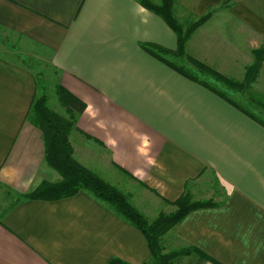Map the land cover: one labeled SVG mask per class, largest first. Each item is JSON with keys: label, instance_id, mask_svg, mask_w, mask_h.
Listing matches in <instances>:
<instances>
[{"label": "crops", "instance_id": "0c3cea01", "mask_svg": "<svg viewBox=\"0 0 264 264\" xmlns=\"http://www.w3.org/2000/svg\"><path fill=\"white\" fill-rule=\"evenodd\" d=\"M173 2L182 24L205 18L187 55L264 83V0ZM0 39V264H153L144 235L90 194L21 197L61 179L29 118L43 68L85 105L68 136L74 161L148 222L185 193L212 203L160 239L169 264H264V128L145 52L176 51L159 16L137 0H0Z\"/></svg>", "mask_w": 264, "mask_h": 264}, {"label": "trees", "instance_id": "16d2710c", "mask_svg": "<svg viewBox=\"0 0 264 264\" xmlns=\"http://www.w3.org/2000/svg\"><path fill=\"white\" fill-rule=\"evenodd\" d=\"M137 1L143 8L159 16L176 34L177 48L176 51L172 52L173 54L179 57L185 56L190 62H192L199 72L205 73L206 75L212 77L228 90L235 92L245 90L249 82H237L229 79L206 64L199 62L188 55H185L184 44L187 40L188 34L191 33L198 25H200L205 20V18L200 19L196 23H192L189 30L185 33V35H183L182 27L180 24H178L173 15V0H159L158 3H154L151 0ZM152 48L163 52H170L156 45H147L143 47L145 52H147L149 55L159 60L181 76L209 90L264 128V119L258 114L252 112L248 106L245 108L244 106L235 102L234 99L228 97L224 90H218L213 86L200 81L198 78L196 79L189 76L184 72L185 70L177 69L169 63L159 59L157 55L151 51ZM258 53L259 56L262 55L261 51H258ZM249 73L250 70L248 71V74ZM40 88V82L36 80L37 91ZM55 94L58 103L63 108L67 116H61L55 111L51 110V108L47 105V99L43 93L40 96L36 95L33 98L29 112V118L42 132L45 143V160L48 166L55 170L60 175L61 179L56 183L43 181L30 193L24 195L23 198L56 200L74 196L81 191L86 192L93 196L96 200L107 205L117 215L121 216L125 221L138 229L144 235L153 259V264H169L171 256L168 254H163L162 247L160 245V239L177 223H179L190 211L199 208L210 207L212 206V203L194 202L192 201L189 194L185 193L175 202H173L172 205L176 208L173 213H160L154 221L148 222L143 217V215H141L133 206L130 205L126 197L115 187L110 186L97 175L74 161L68 136L71 130L75 128L76 119L84 111L85 105L58 83L55 85ZM254 102L260 104L258 101ZM189 252V249H183L180 253L182 255L189 254ZM109 264L127 263L117 259H112Z\"/></svg>", "mask_w": 264, "mask_h": 264}, {"label": "rangeland", "instance_id": "374dc122", "mask_svg": "<svg viewBox=\"0 0 264 264\" xmlns=\"http://www.w3.org/2000/svg\"><path fill=\"white\" fill-rule=\"evenodd\" d=\"M179 18L183 20V24L179 20H177L176 17H175V20L178 22V24L181 25L183 35H185V33L189 30L192 23H194L193 19H190V17H186V16H182ZM201 19H203V18H201ZM198 20H197V22H198ZM203 22L201 24H203ZM200 25H198L197 27H199ZM191 33L188 34L187 39ZM0 41L3 42V45L5 47L7 46V43H8L7 39H2V40L0 39ZM10 47L12 50H17V48H15L11 45H10ZM151 51L154 54H156L157 57L159 59L163 60L164 62L169 63L170 65H172L173 67H175L177 69L185 70L184 72L186 74H188L189 76L194 77L196 79L198 78L200 81L205 82L208 85H211L218 90H221V91L224 90V92L227 94L228 97H230L231 99H234L235 102L244 106L245 108H247V106H248V108H249V106L252 107V109L254 110L252 112H256V114H258L261 118L264 119V109H262V108H264V83H262V81L256 85H255L256 82H254V86H251V83L250 84L248 83L245 90L240 91V92L230 91L227 88H225L221 83H218L216 80H214L212 77L206 75L205 73L199 72V70L185 56L179 57V56H176L175 54H173L172 52H163V51H160V50H157L154 48H152ZM185 55H187V54L185 53ZM189 57L193 58L192 56H189ZM193 59H195V58H193ZM195 60H197V59H195ZM197 61H199V60H197ZM25 64L31 65L29 61H26ZM40 70L41 71L43 70V71L41 73H39V70L34 71L36 79L40 82V86H41V88L38 89V96H40L41 94L44 93L46 96V99H47L48 107H50L51 110L55 111L56 113H58L61 116L62 115L67 116L66 113L64 112L63 108L58 103L57 97L55 94V85L57 83V80H55V83H53V80L48 79V77H47L48 73L46 72L45 68L40 69ZM250 75H251V73L248 74V77H247L248 79H250ZM243 82L246 83L249 81L245 80ZM254 101H258L260 104H257ZM69 144H70V142H69ZM70 147H71V144H70ZM71 150H72V147H71ZM72 155H73V151H72ZM122 181H124V180L123 179L117 180L118 186L120 189L122 188V189L126 190L128 184H126V182H125V184H123ZM28 193H30V192H28ZM28 193L22 194L21 197H23L24 195H26ZM19 196H18V194L16 195L17 198H19Z\"/></svg>", "mask_w": 264, "mask_h": 264}]
</instances>
